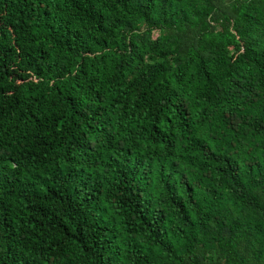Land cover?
<instances>
[{"label": "trees", "instance_id": "trees-1", "mask_svg": "<svg viewBox=\"0 0 264 264\" xmlns=\"http://www.w3.org/2000/svg\"><path fill=\"white\" fill-rule=\"evenodd\" d=\"M0 264H264V0H0Z\"/></svg>", "mask_w": 264, "mask_h": 264}]
</instances>
